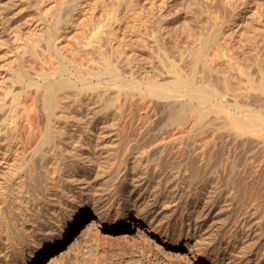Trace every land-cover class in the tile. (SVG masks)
<instances>
[{
	"label": "rangeland",
	"instance_id": "rangeland-1",
	"mask_svg": "<svg viewBox=\"0 0 264 264\" xmlns=\"http://www.w3.org/2000/svg\"><path fill=\"white\" fill-rule=\"evenodd\" d=\"M70 1L0 0V129L10 135L0 151V221L9 225L6 233L24 227L22 235L32 237L36 224L54 223L55 229L40 232L44 250L33 264L55 258L62 264H186L193 257L206 264L264 262V0ZM74 57L100 73L109 62L115 75L88 76L92 89L80 86L87 88L84 102L75 90L62 91L70 102L64 108L70 107L59 114L67 117L49 121L28 81L43 83L39 73L57 69L71 78L64 69ZM180 82L203 88L210 100L160 96L163 89L182 90ZM86 102L99 110L94 118ZM77 106L86 108V118ZM35 109L41 111L37 121ZM235 114L258 125H243ZM190 133L200 134V142L216 138L225 152L221 186L211 182L206 190L212 195L220 187L222 196L203 238L194 233L196 225L186 233L201 183L181 182L185 188L175 193L179 169L154 161L165 139ZM179 145L167 144L169 156ZM147 157L154 161L148 196L133 211L141 224L124 234L94 229L71 250L77 237L68 245L75 233L69 225L127 215L130 203L121 185L134 184L135 162ZM161 171L170 177L163 179ZM59 219L68 229L63 234Z\"/></svg>",
	"mask_w": 264,
	"mask_h": 264
},
{
	"label": "bare ground",
	"instance_id": "bare-ground-1",
	"mask_svg": "<svg viewBox=\"0 0 264 264\" xmlns=\"http://www.w3.org/2000/svg\"><path fill=\"white\" fill-rule=\"evenodd\" d=\"M63 2L70 3L71 1L70 0H63ZM88 42H86L85 46H88L87 44L90 45V43H88ZM68 60L71 64V67L68 68L66 66L64 71H66V72L68 71L71 78L70 77L69 78L61 77V75H63L64 73L60 74V70L57 69V70L51 71V72L39 73V76L41 77L40 79L43 80V83H41L40 81L32 80V81H28V84H27V86L29 85L28 87H30V88L32 86H35L37 88V91H38L37 98L38 99L36 98V101L38 102V100H40V98H41V102L43 103L42 108L44 110L43 113H44V115L46 114V117L48 118L49 121H51V119H53V118L56 119L55 116H57L59 114V112L64 113V111L66 112L65 109H68L70 107L68 105V107L66 106L67 108H64V105H66L70 102L68 100H65L60 95V93L62 91H64V90H75V95H76L77 99H79L78 102L80 103V101H83L82 100L83 94L85 92V89H87V88H81L80 86L82 84L83 86H87L88 88H91L90 84L92 83V81L89 79L91 77V75L96 76V77H101V78L103 76L113 77L115 75L114 72L111 70L109 62L104 63V66H103L104 68H102L103 73H100L99 71H95L94 69H92L94 66H91L92 68H90L88 65V69H86V68L84 69V67H85L84 63L85 62L83 60L82 61L84 63H82L81 61H78L77 59H75V57L71 58V59L68 58ZM24 74L25 75L22 76L23 78H25L26 75L28 76L27 72ZM59 74H60V77H59ZM73 75L75 76V79H73ZM85 75H87V76H85ZM88 76H90V77H88ZM24 81H23V83H24ZM186 81H188V80H186ZM181 84H182V86H184V87H182V90L170 91V90L163 89V91L160 92V96L164 97V98L187 97V98L192 99V100H199V103H201V104H204L206 101L208 102L210 100V96L206 95L205 90L203 88H201V87L194 88L191 86V84H183V83H181ZM124 86L126 88V85H124ZM124 86H122L121 88H123ZM42 88L44 90H41ZM94 88L95 87H93V89ZM30 95H32V93ZM29 96L27 97V99L30 98ZM31 98L33 100L35 97L31 96ZM15 99H16V97H15ZM18 99H16V100L18 101ZM90 101H92V100H90ZM72 102H74V101H72ZM32 103H35V101H32ZM82 104H84V103H82ZM30 105L33 106L34 104H30ZM71 105H73V104L71 103ZM74 105L76 106V104H74ZM25 106L27 107V105H25ZM108 106H110V105H108ZM85 107L87 108L89 114H91V115H89V116H91V118H94L97 114H99V112H98L99 110H97L95 112V110H94L95 108L92 109L94 106L93 105L89 106V104L87 105V102H86ZM85 107L83 106L82 108H85ZM35 108H37V107H35ZM75 108L79 109V113L82 112V108L80 106L79 107L77 106ZM15 110L17 111V108H15ZM36 110L38 111L39 109H35V111H33V112L35 113ZM71 110L73 111V107L71 108ZM72 111H71V113H72ZM115 111H118V110H115ZM39 112L41 113L40 110H39ZM67 112H68V110H67ZM83 112H85V111H83ZM83 112L81 113V116H83L82 115ZM36 113H38V112H36ZM40 113L37 114L38 116L34 115V117L38 118L41 115ZM73 113H74V111H73ZM105 113H107V112H105ZM87 114L88 113H86L85 115H87ZM92 114H93V116L94 115L95 116L92 117ZM109 114L110 113H108V115ZM61 115L64 116L63 114H61ZM61 115L59 117H61ZM66 115L67 114L65 113V116ZM202 116H204V115H202ZM34 117H30L29 119L33 118V120H35ZM84 117L85 116H83V118ZM108 117H110V115L107 116L106 118H108ZM37 118H36V121H37ZM91 118L89 119V123H90ZM203 118L204 117H201V119H198V121H200V122L202 120L204 121ZM39 119H40V117H39ZM234 119L243 125L250 126L251 128H254V125L257 124L256 123L257 121L255 119L246 120V119H244V118H242L236 114L234 115ZM228 120L230 121V119H227V121ZM85 121H83V122H85ZM30 122H31V120H30ZM128 122H130V120ZM193 124H195V122ZM198 124H199V122H198ZM83 125H84V123H83ZM201 126H202V124H201ZM4 128H6V127H4ZM4 128L2 127L0 129V151H1L2 146H3V141H5L6 137L9 135V132ZM76 128H78V127H76ZM3 130H5V132ZM11 130L13 131V129H11ZM15 131L16 130L14 129V132ZM125 131L126 130L124 129V132ZM184 131H186V130H184ZM190 131H192V130H190ZM240 131H241V128L237 129L236 133H240ZM179 132H182V131H179ZM196 135H198V134H191V133L188 135H185V134L176 135L175 134V136H173L172 139L170 137L171 140L169 139L170 140L169 143H180L181 144V145H179L178 150L176 152L171 153L172 157L169 156V154L167 153L168 152L167 149L170 148L169 146H167V144H169V143L166 139L165 140L163 139L165 141L166 145H164V143L162 144V145H164V148L163 149L161 148L162 150H160V151L158 150V152H160V154H159V156H156L154 161H155V163L158 162V164L161 163V166L163 165L162 162L164 161L163 163L170 166V168L172 166V168L174 167V168L179 169V172H178L179 174L177 172H175L178 174V175H175V176H177L176 180H175L177 182L173 181L176 189H174L175 188L174 187V188H172V190L174 189L175 193L178 192L180 188L181 189H183V187L185 188V186H181L182 185L181 182L184 185H188L189 187L195 185L198 182L201 183L200 184L201 186L198 188L196 194L193 197L195 199L194 205H195V203L198 205L197 206L192 205V207H189V209H188V216H187V220H186V233H188V234L192 233L193 230H191V228H192V226L196 225V226H199V230H195L194 233L199 238H203L205 235H207L209 232H211L212 228H211V225H209L208 223L210 222V220H214V218H215V216H213L214 206H216L217 199H219L222 196V191H221L220 187H218L219 190L218 191L216 190L215 193L212 195L209 193L210 191H206V190L209 188L211 182H215L216 185L221 186V183H222L221 162H222V157H223L225 152L222 148L223 145H221L223 142H220L216 138L205 140V138L201 139V137H200V139L202 142H200V140L198 139V136H201V135L200 134L198 136H196ZM156 147H157V149H160V148H158V146H156ZM156 147L153 149L155 150ZM174 147L176 150L177 149L176 146H173L172 150H174ZM198 148H201V150L197 151ZM224 148H226V147H224ZM157 149H156V151H157ZM170 150L171 149H169V151ZM225 151H226V149H225ZM151 153H152V151H151ZM152 154H151V156H152ZM154 154L156 155L157 152H155ZM80 155H81L82 159L87 158L86 155H83V154H80ZM147 156H149V158L151 157L150 154H148ZM168 157H170V158H168ZM154 161L151 159H148V157L144 158V159L142 158V163H140L139 160L136 161L135 162L136 172H133V175H132V180H133L134 184L128 183L129 182L128 180H126L125 183H122L121 191L124 195V198H126V203H130V205H128V207H127V211H128L127 215H125L123 218L117 219V220L107 218L105 215H103V216H100V219L89 218V219H86L83 221L79 220V221H77L76 224L69 225L70 226L69 228L74 230L75 235L77 237L76 240L72 244L71 250L76 249L77 246L82 241L90 239L91 233L94 229H100L101 228V229H105L108 232H113V233L115 232V233L124 234V233L132 232L134 230V227H136L137 224L138 225L141 224L140 221L135 219L136 217L134 216L133 211L134 210L136 211L138 201H141V200L143 201V200L147 199L146 195L148 196V192H147V189H145V185L151 179L149 174L151 172V170H150L151 164ZM165 166L166 165H164V167L163 166L162 167L163 168H166V167L169 168L168 166H166V167ZM154 167H155V165H154ZM234 169H235V167H234ZM156 170H155V172H156L155 174H161L160 172H157ZM235 170L237 172L238 169L236 168ZM162 171H163V169H162ZM245 171H246V168H245L244 172ZM180 172H181V174H180ZM184 172L189 173V174L184 175L183 174ZM162 173L163 174L165 173L164 174L165 176L163 179H168L171 175L170 172H167V173L162 172ZM180 175H183V176L181 177ZM155 176H157V175H155ZM159 178H161V176H159ZM186 178H188V179H186ZM179 180H180V182H179ZM228 182H229L228 186L231 185L233 188L234 181L232 179H230ZM239 182H241V180ZM160 183L161 182L159 181V184ZM241 184H242V182H241ZM244 186H245V184H244ZM122 198H123V196H122ZM147 201H149V200H147ZM60 205L62 207H66L67 203L65 204V202L62 201V202H60ZM56 207L57 206H54V209H56ZM0 208H1V206H0ZM194 218L196 219V221L194 220ZM57 222L61 228L62 234L68 230L66 225L65 226L63 225L62 219H59ZM20 224H22V226H24L25 221H22ZM79 226H81L80 229H78ZM36 227H38V232L35 235H33L32 237H27L26 235L25 236L22 235V233L26 234L24 232V227L14 228L10 233H6V230H7V228H9V225L6 224L3 219H2V221H0V264H33V261H36L39 259V257L42 255V251L44 250V244H43L42 237L40 236L41 235L40 232L44 233V231L53 230L56 227H55L53 222H47V221L46 222H40V223L36 224ZM248 237H249V235H248ZM245 241L247 243H249V240H245ZM164 245L169 246L170 243L164 242ZM173 248L177 249L178 247L173 246ZM28 250H29V252H27ZM167 254H169L172 258V255L174 253H167ZM192 259H193V262L195 261V262H198L199 264H206V262H203L202 259H196V258L194 259V257H193V258H191V261H192ZM180 262L186 263V260L181 259ZM193 262H189L186 264H193ZM68 263H71V262H68ZM50 264H62V263L60 262V259L55 258L54 260L51 261ZM65 264H67V263H65ZM153 264H157V263H153ZM257 264H264V262H263V260L259 259Z\"/></svg>",
	"mask_w": 264,
	"mask_h": 264
},
{
	"label": "water",
	"instance_id": "water-1",
	"mask_svg": "<svg viewBox=\"0 0 264 264\" xmlns=\"http://www.w3.org/2000/svg\"><path fill=\"white\" fill-rule=\"evenodd\" d=\"M75 237H76V235H75V233H74L73 236L71 237V239H70L68 245L73 241V239H74Z\"/></svg>",
	"mask_w": 264,
	"mask_h": 264
}]
</instances>
